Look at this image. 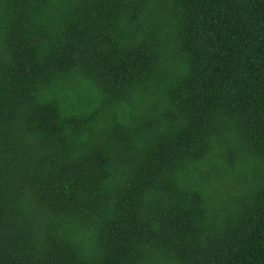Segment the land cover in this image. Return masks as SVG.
<instances>
[{"label":"trees","instance_id":"trees-1","mask_svg":"<svg viewBox=\"0 0 264 264\" xmlns=\"http://www.w3.org/2000/svg\"><path fill=\"white\" fill-rule=\"evenodd\" d=\"M0 264H264V0H0Z\"/></svg>","mask_w":264,"mask_h":264}]
</instances>
